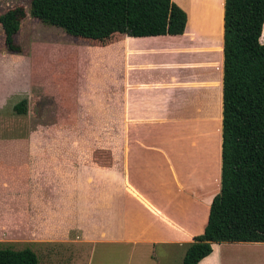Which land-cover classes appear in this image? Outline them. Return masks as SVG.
Listing matches in <instances>:
<instances>
[{"label": "crops", "instance_id": "1", "mask_svg": "<svg viewBox=\"0 0 264 264\" xmlns=\"http://www.w3.org/2000/svg\"><path fill=\"white\" fill-rule=\"evenodd\" d=\"M172 1L182 35L74 38L89 71L67 106L27 107L26 134L0 142V156L35 163L47 207L34 225L0 216V247H34L45 264H76L73 248H88L85 264H182L203 234L220 192L225 0ZM198 264H264V243L213 244Z\"/></svg>", "mask_w": 264, "mask_h": 264}, {"label": "trees", "instance_id": "2", "mask_svg": "<svg viewBox=\"0 0 264 264\" xmlns=\"http://www.w3.org/2000/svg\"><path fill=\"white\" fill-rule=\"evenodd\" d=\"M30 15L46 26L91 44L118 37L182 35L186 13L172 0H30ZM27 12L0 16L4 46L15 43ZM220 192L203 234L188 245L182 264H198L213 244L264 243V0H225ZM26 102L14 106L25 114ZM0 264H38L29 249H0Z\"/></svg>", "mask_w": 264, "mask_h": 264}, {"label": "rangeland", "instance_id": "3", "mask_svg": "<svg viewBox=\"0 0 264 264\" xmlns=\"http://www.w3.org/2000/svg\"><path fill=\"white\" fill-rule=\"evenodd\" d=\"M18 6L27 12L15 36V43L21 48L20 53H10L6 50L0 26V92L6 79L11 82L10 91L0 97V142L26 134L22 114L14 111L15 105L25 101V108L31 110L32 117L33 112L40 109L41 104L45 111L46 106L50 109L52 101L55 100H58L61 106L62 104L67 106L70 90L72 97L76 84L83 77L80 76L86 70L89 71L86 68V48L61 29L46 26L31 17L30 0H0V16ZM10 143L13 144L7 146L19 142L16 143L14 140ZM34 164L21 157L16 159L8 154L0 156L1 217L13 213L18 218L34 220L33 225L45 217L47 207L40 205L37 182L39 173ZM33 225L23 224L22 227L27 228L22 230L23 233L30 235ZM0 248L30 249L37 255L38 264H45L46 257L43 255L40 257L34 247L22 245V248L9 246ZM87 249H81L79 256L76 253L78 249H71L77 257L76 264H85L84 252H87ZM93 264H99L98 258Z\"/></svg>", "mask_w": 264, "mask_h": 264}]
</instances>
